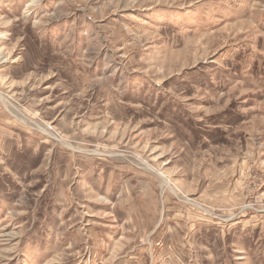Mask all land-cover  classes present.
Here are the masks:
<instances>
[{
    "label": "rangeland",
    "instance_id": "1",
    "mask_svg": "<svg viewBox=\"0 0 264 264\" xmlns=\"http://www.w3.org/2000/svg\"><path fill=\"white\" fill-rule=\"evenodd\" d=\"M0 264H264V0H0Z\"/></svg>",
    "mask_w": 264,
    "mask_h": 264
}]
</instances>
